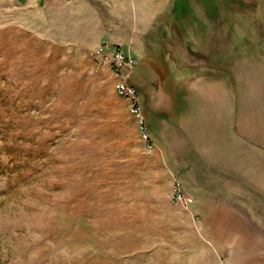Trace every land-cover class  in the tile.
I'll list each match as a JSON object with an SVG mask.
<instances>
[{
	"label": "rangeland",
	"instance_id": "obj_1",
	"mask_svg": "<svg viewBox=\"0 0 264 264\" xmlns=\"http://www.w3.org/2000/svg\"><path fill=\"white\" fill-rule=\"evenodd\" d=\"M198 2L229 27L231 60L264 53V0ZM17 4L0 0V264H205L108 65L11 32L31 10Z\"/></svg>",
	"mask_w": 264,
	"mask_h": 264
},
{
	"label": "crops",
	"instance_id": "obj_2",
	"mask_svg": "<svg viewBox=\"0 0 264 264\" xmlns=\"http://www.w3.org/2000/svg\"><path fill=\"white\" fill-rule=\"evenodd\" d=\"M16 1L31 10L10 31L38 47L138 55L152 141L140 134V158L158 161L170 196L182 192L196 251L205 264H264V53L231 60L229 27L198 0Z\"/></svg>",
	"mask_w": 264,
	"mask_h": 264
},
{
	"label": "built area",
	"instance_id": "obj_3",
	"mask_svg": "<svg viewBox=\"0 0 264 264\" xmlns=\"http://www.w3.org/2000/svg\"><path fill=\"white\" fill-rule=\"evenodd\" d=\"M22 1V0H19ZM32 1V0H25ZM98 61L108 65L113 73L115 91L129 104V110L134 115L139 124L142 135L148 137L149 124L140 105V94L138 88L129 79L130 73L137 67L139 57L134 53H127L125 50L103 42L97 48ZM172 198L176 201L182 200L183 194L180 190L174 191Z\"/></svg>",
	"mask_w": 264,
	"mask_h": 264
},
{
	"label": "bare ground",
	"instance_id": "obj_4",
	"mask_svg": "<svg viewBox=\"0 0 264 264\" xmlns=\"http://www.w3.org/2000/svg\"><path fill=\"white\" fill-rule=\"evenodd\" d=\"M162 68V67H161ZM161 70V69H160Z\"/></svg>",
	"mask_w": 264,
	"mask_h": 264
}]
</instances>
